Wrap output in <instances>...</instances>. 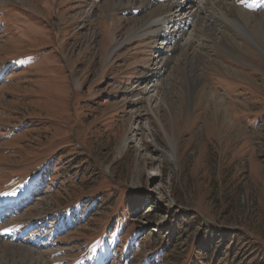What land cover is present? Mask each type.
<instances>
[{
  "label": "rangeland",
  "instance_id": "obj_1",
  "mask_svg": "<svg viewBox=\"0 0 264 264\" xmlns=\"http://www.w3.org/2000/svg\"><path fill=\"white\" fill-rule=\"evenodd\" d=\"M228 1L264 17V0ZM108 2L0 0L3 264L4 244L41 264H118L129 246L125 264H264V49L221 22L205 36V18L173 44L194 56L162 53L153 26L125 39L150 6Z\"/></svg>",
  "mask_w": 264,
  "mask_h": 264
},
{
  "label": "bare ground",
  "instance_id": "obj_2",
  "mask_svg": "<svg viewBox=\"0 0 264 264\" xmlns=\"http://www.w3.org/2000/svg\"><path fill=\"white\" fill-rule=\"evenodd\" d=\"M132 1L133 0H126V1L125 0H109L107 11H106L107 16L111 17L113 12H116V9L119 8L121 5L123 7L128 6V5H124V3H126V4L132 3L133 4L134 2H132ZM141 1H143V2L141 3L137 0V2H139L137 5H135L137 7H133L131 10H134L135 12L140 13V11L142 12V10L149 8L152 0H141ZM122 2H124V3L122 4ZM166 2H170L171 5L167 6ZM222 3H223V0H179V2H178V0H165V1L159 0L157 5L151 7V9L148 10L147 16L143 17L138 22L137 25L134 23V25H136V26L132 27V29L130 30L131 32L130 31L127 32L129 34H127V37L125 39H127L128 37H131V36L132 37H135V36L139 37L141 35V33L142 34L144 33L145 28L148 30V28L150 26H153L154 29H151V31L155 30V32L156 31L158 32V30H160L161 32L164 33V39H165L164 44L167 47H165V49L163 48L164 51L162 53L177 51L179 49L181 50L183 43L185 45L191 46V43L196 41L195 40V33L196 32H191V31L187 32V31H185V28L188 27L189 23H192L189 27H192L191 30L195 31L197 26H198V23H200V21H202V19L206 18L207 19V27H208V30L210 31V33L206 32L207 34L205 36L213 37L214 32L211 31L212 29H210L209 26L213 27L212 25L215 26L216 25L215 23L219 24V22H221L225 26H227V27L229 26L230 28L235 30V32L237 34H239L242 38L247 40L252 45H255V46L257 45L259 48L264 49V17L258 16V15L256 16V14L248 13V12L238 8V7L232 6L229 1L225 4L224 3L222 4ZM221 4H222V6H221ZM209 7L211 8V10L212 9L213 10L206 13L208 11ZM135 12H134V14H136ZM209 19H211L212 22H209ZM137 20H139V19H137ZM202 23H203V21H202ZM147 30H145V32ZM186 32H187V34H186ZM204 32H205L204 29L200 28V29H198L197 33H198V35H201V34H204ZM185 34H186V36H185ZM184 36H185V38H184ZM228 37H229L230 42L233 44V46L237 49V51H239L238 49H240L241 46H243V43L242 42L241 43L236 42L229 35H228ZM179 38L181 40H183V43H181L182 45H173L177 42V40ZM123 41H121V42L115 41L112 45V49L113 50L117 49L120 46V44L123 43ZM191 50L192 49H190V48L183 47V49L180 52H181V55L186 54L185 56L188 58V55H193L195 53V52L193 53ZM234 50L235 49H232L230 52L232 54H235ZM165 57L166 58H164V57L162 58L163 60L162 59L160 60L159 65L161 64V66H167V64L171 60V57H167V56H165ZM187 67H188V65H187ZM192 78H195V83L199 85L197 76L193 75ZM200 92H202V94H203V91H200ZM204 94L209 95L207 92L206 93L204 92ZM209 96H211L210 100L212 101V103L216 104V107L219 108V116L225 117L226 114H229V107H228V104L225 100L219 99L216 96H213L211 93ZM151 100H152V98H151ZM4 245H5V247L10 245V246H8V247H11L9 249V251L13 252L11 254L13 256H12V258L10 257V260L17 259L18 260L17 264H41L39 262V259L37 256L38 254L35 252L34 249H32V248L30 249V247L29 248L28 247H22L20 245H15V246H13L11 244H4ZM0 249H2L1 245H0ZM17 253H19V255ZM6 255H7L6 260L7 259L9 260L8 254H6ZM1 256L2 255H0V259H2L1 264H3L4 259ZM14 262L15 261H12L11 263H7V264H14Z\"/></svg>",
  "mask_w": 264,
  "mask_h": 264
},
{
  "label": "trees",
  "instance_id": "obj_3",
  "mask_svg": "<svg viewBox=\"0 0 264 264\" xmlns=\"http://www.w3.org/2000/svg\"><path fill=\"white\" fill-rule=\"evenodd\" d=\"M75 204H76V203H75ZM137 230H138V229H135V232H136ZM138 231H139V230H138ZM135 232H134V233H135ZM134 233H133V234H134ZM133 234H130V236H132ZM137 238H138V237H137ZM137 238H136V239H137ZM110 241H119V240H118L117 238H114V237H113V238H109V237H108V238H107V245L110 243ZM98 251H99V253H102V252L105 251V249H98ZM126 251H127V249H126ZM129 256H130V253H128V255L126 256V258H128Z\"/></svg>",
  "mask_w": 264,
  "mask_h": 264
}]
</instances>
